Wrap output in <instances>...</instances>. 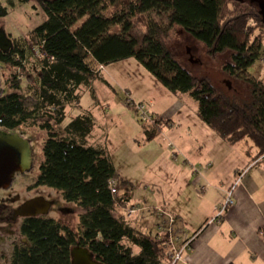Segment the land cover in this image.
Returning a JSON list of instances; mask_svg holds the SVG:
<instances>
[{"label":"trees","instance_id":"trees-1","mask_svg":"<svg viewBox=\"0 0 264 264\" xmlns=\"http://www.w3.org/2000/svg\"><path fill=\"white\" fill-rule=\"evenodd\" d=\"M37 1L45 21L28 40L0 50V64L25 75L29 90L22 92L19 75L11 78L10 91L0 97V129L14 132L28 124L47 132L36 186L61 192L82 213L78 231L44 216L25 218L20 233L29 245L15 249L11 264H72L75 247L103 264H161L168 231L143 233L118 216L129 202L128 183L118 177L108 149L90 145L93 116L83 113L62 127L66 108L79 104L78 91L98 78V66L134 58L166 90L193 98L200 119L221 138L231 144L250 140L264 160V82L248 73L263 55L264 37L254 34L264 29L262 17L256 6L234 0H122L109 14L106 0ZM8 13L0 1V18ZM178 30L200 43L210 61L230 55L222 72L247 87V101L182 65L168 44ZM35 48L39 55L30 65ZM144 131L152 141L159 128L146 125ZM111 179L118 181L115 195Z\"/></svg>","mask_w":264,"mask_h":264},{"label":"crops","instance_id":"crops-1","mask_svg":"<svg viewBox=\"0 0 264 264\" xmlns=\"http://www.w3.org/2000/svg\"><path fill=\"white\" fill-rule=\"evenodd\" d=\"M112 65L98 66V77L108 82ZM95 83L78 92L91 93ZM163 88L152 89L143 99L161 120L147 125L159 127L155 139L147 141L145 127L129 131L133 147L145 151L136 177L128 173L131 163H118L108 145L118 177L128 183V204L142 209L129 223L155 235L167 227V218L157 209L171 214L178 247L190 240L176 264H264V160L257 159L254 144L251 151L239 150L246 140L237 144L224 140L200 119L198 107L189 109L177 98L180 94ZM114 96L105 103L110 112L118 106ZM162 102L170 107L158 109ZM89 143L106 147L93 133ZM229 192L234 203L218 217ZM170 263L167 254L161 264Z\"/></svg>","mask_w":264,"mask_h":264},{"label":"rangeland","instance_id":"rangeland-1","mask_svg":"<svg viewBox=\"0 0 264 264\" xmlns=\"http://www.w3.org/2000/svg\"><path fill=\"white\" fill-rule=\"evenodd\" d=\"M0 1L8 8L9 12L8 16L0 18V29H3L14 41L28 40L30 33L46 19V15L37 0H12L13 6L9 5L8 0ZM120 1L122 0H106L109 7L106 14L113 13L114 5ZM139 28L145 31V27L139 25ZM254 34L255 36L262 35L264 37V29L258 27ZM168 44L182 65L192 74L196 76H208L221 91L230 95H236L247 101V87L240 82L229 79L222 72L221 64L229 61V54L219 57L215 62L210 61L204 52L203 46L193 41L181 30L177 31V35L172 37ZM32 55L30 65L34 63V59L39 55L37 48L33 50ZM130 60L112 65L113 67L109 69V72H113V77L107 74L106 79L108 82L99 77L94 79L96 81L94 90L89 94H83L82 92L80 94L79 105L73 104L71 108H67L66 118L62 127H66L79 114L90 113L95 121L94 136L98 137L100 142L106 145L107 149L109 145V148L114 151V157L118 163L129 164L130 162L131 164L129 165L131 166L127 167L128 173L132 177H136L138 160L145 151L137 149V146L134 148L133 140H129L128 135L130 134L129 131L140 130L149 124L139 121L136 111L132 106L127 105V100L131 99L134 103L145 104L150 109L151 114L158 119V115L153 112L155 108L152 109L147 101H144V98L152 89L163 88V86L136 59L131 58ZM30 70L32 74H35L31 67ZM248 73L264 82V50L261 59L249 68ZM15 74L19 75V78L22 80V92L28 94V82L25 79V75H21L19 70L11 66L0 64L2 94L10 91L9 82ZM111 96H114L118 100V106L110 112L106 108L105 103L111 99ZM177 98H181L190 107L189 109L198 107V103L188 94H180ZM169 107L170 104L164 102L157 106L158 109ZM10 133L18 134L29 142L31 167L29 171L24 173H16L9 188L0 189V199H7L11 209L14 210L23 204V202L33 198H44L52 204L50 211L44 217L54 219L72 230L78 231L80 214L82 213L81 207L75 203H67L63 199L62 193L55 189L36 186L40 175V166L44 160L43 146L47 139V132L41 130L39 127L27 124ZM252 146L253 143L250 140H246L239 146V150L251 151ZM136 181L137 183H141L139 182L141 181L139 178ZM18 217V220L15 221L17 223L13 227L15 239L18 243H21V240H24V243H26L27 240L20 233L24 217ZM0 264H6V261L0 260Z\"/></svg>","mask_w":264,"mask_h":264},{"label":"water","instance_id":"water-1","mask_svg":"<svg viewBox=\"0 0 264 264\" xmlns=\"http://www.w3.org/2000/svg\"><path fill=\"white\" fill-rule=\"evenodd\" d=\"M248 1L256 6L264 23V0H237ZM13 47L12 40L3 29H0V50L9 52ZM0 80V97L2 95ZM31 167V150L27 140L15 133L0 129V189L10 187L16 173L29 171ZM51 202L44 198H33L23 204L17 215L27 218L44 216L51 209ZM72 264H103L94 258V255L86 248L75 247L71 251Z\"/></svg>","mask_w":264,"mask_h":264},{"label":"built area","instance_id":"built-area-1","mask_svg":"<svg viewBox=\"0 0 264 264\" xmlns=\"http://www.w3.org/2000/svg\"><path fill=\"white\" fill-rule=\"evenodd\" d=\"M127 105H130L133 107V109L136 111L138 119L140 122L142 123H147L149 125H156L158 120L157 118H155L151 112L150 109L143 103H134L133 100L128 99L127 100ZM177 153H174V159L177 160ZM208 168V167H206ZM241 177V176H240ZM240 179V178H239ZM109 189L111 190L112 194H117L118 192V181L117 179H111L109 181ZM233 199H232V192H229V195L224 203V205L221 207V209L218 212V217H220L225 210L232 205ZM120 218L123 220H128L131 219L133 216H135L137 213H139L140 211H142V209L140 208H136L135 206L132 205H124V206H120ZM157 211L165 216L167 218V227L165 228L168 231L169 234V248H168V252L167 254L171 257V263L170 264H176L177 262H179L182 259V254L184 252V249L187 247V245L190 243V240L185 242L184 246L178 247L177 245V240H176V233L174 230V223H175V219L174 217L161 210V209H157Z\"/></svg>","mask_w":264,"mask_h":264},{"label":"flooded vegetation","instance_id":"flooded-vegetation-1","mask_svg":"<svg viewBox=\"0 0 264 264\" xmlns=\"http://www.w3.org/2000/svg\"><path fill=\"white\" fill-rule=\"evenodd\" d=\"M234 1L239 3H249L248 1ZM8 37L10 38L9 35ZM12 42L14 46L15 41L12 40ZM27 202L28 201L23 202V204ZM23 204L13 210L7 199H0V260H5L6 264H11L13 253L18 246L29 245V242L26 241V243H24V240H21V243H18L15 239V232L13 230L14 225L17 223L15 221L19 218L17 210Z\"/></svg>","mask_w":264,"mask_h":264}]
</instances>
